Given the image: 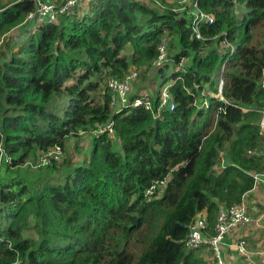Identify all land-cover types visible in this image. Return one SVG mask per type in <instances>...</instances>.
I'll use <instances>...</instances> for the list:
<instances>
[{"label":"trees","instance_id":"1","mask_svg":"<svg viewBox=\"0 0 264 264\" xmlns=\"http://www.w3.org/2000/svg\"><path fill=\"white\" fill-rule=\"evenodd\" d=\"M198 4L215 18L202 39L171 0H89L35 27L36 0H0V264H209L189 225L205 214L214 235L264 174V0ZM130 71L152 108L115 113L108 80ZM168 85L176 107L160 111ZM56 147L61 161L35 165Z\"/></svg>","mask_w":264,"mask_h":264},{"label":"built area","instance_id":"2","mask_svg":"<svg viewBox=\"0 0 264 264\" xmlns=\"http://www.w3.org/2000/svg\"><path fill=\"white\" fill-rule=\"evenodd\" d=\"M89 0H65L61 5H58L52 1L36 0L37 8L36 12L30 14L29 20H33L36 17L48 22H56L61 15L70 14L78 5L85 3ZM178 8H173V11L177 14L188 12L191 18L192 28L197 39H202L201 28L203 24H213L214 16L202 10L198 4V0H182L179 2ZM189 9V10H188ZM225 47H231L232 53H235L236 46H232L228 41L225 42ZM169 50L168 39H164L163 44L159 47L160 57L158 65L167 61ZM224 70L219 76V94L221 100L225 99L222 97L224 80ZM139 78V75L135 71H130L123 79L110 78L108 80V88L112 93L111 106L115 113H119L129 108H137L139 106H145L147 109L152 108V99L147 94H142L137 98L133 97V85L134 82ZM175 103L170 93V86H166L161 91L159 110H175ZM161 112H158L157 116ZM261 121L260 127L264 132V108L260 110ZM114 122L110 121L107 125L101 126L95 133L99 137L104 132L113 133ZM63 150L60 147L49 151L37 160L36 166H47L52 161L59 162L62 160ZM166 186V180L156 181L153 186L147 191V196L151 197L156 194L158 188ZM252 223V219L248 213L247 206L243 202L241 205L233 206L229 209L223 208L220 210L217 225L214 228V235L209 233V225L205 214H200L196 219L189 225L190 233L186 241V246L189 249H201L204 246H208L213 252L212 259L209 264H227L222 255V242L224 238L232 233L235 229L240 227H246ZM238 252L245 256L247 254L246 242L240 240L236 245Z\"/></svg>","mask_w":264,"mask_h":264},{"label":"crops","instance_id":"3","mask_svg":"<svg viewBox=\"0 0 264 264\" xmlns=\"http://www.w3.org/2000/svg\"><path fill=\"white\" fill-rule=\"evenodd\" d=\"M41 21V18L36 17L29 22H32L35 27ZM23 30H25V26L18 30V36L21 38L32 28H28L26 33ZM244 203L252 223L246 227L235 229L224 238L222 255L227 264H264V174L257 177L256 186L245 196ZM240 240L246 242L247 254L245 256L241 255L236 247ZM201 251L206 260L212 259L213 252L211 250L203 249Z\"/></svg>","mask_w":264,"mask_h":264},{"label":"rangeland","instance_id":"4","mask_svg":"<svg viewBox=\"0 0 264 264\" xmlns=\"http://www.w3.org/2000/svg\"><path fill=\"white\" fill-rule=\"evenodd\" d=\"M171 1L174 4V8H178L180 6L179 2L182 0H171ZM239 11H240V7H238V10H237L238 14H239ZM23 32H25V30H23ZM23 37L24 38L27 37V34L24 35ZM232 46H234V45H232ZM84 136H86V135H84ZM69 144L70 145L67 148V156H70V158L73 160L74 163H81L83 161V158L86 155V151L88 150L87 147L90 146V144H91V137L87 136V138H82V139H78V138L75 139L74 138L69 142ZM64 156H65V154L63 152V157Z\"/></svg>","mask_w":264,"mask_h":264}]
</instances>
